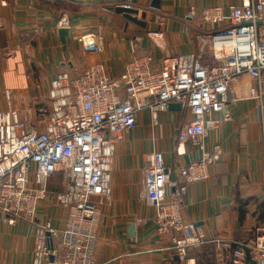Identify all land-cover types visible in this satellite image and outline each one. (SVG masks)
I'll list each match as a JSON object with an SVG mask.
<instances>
[{
    "label": "built area",
    "instance_id": "1",
    "mask_svg": "<svg viewBox=\"0 0 264 264\" xmlns=\"http://www.w3.org/2000/svg\"><path fill=\"white\" fill-rule=\"evenodd\" d=\"M188 18L208 27L196 36V55H164L156 62L152 53L135 51L116 78L103 63L78 75L60 72L50 83L47 104L26 111L9 105L0 111V215L10 224L18 219L34 223L51 194L50 180L61 179L54 197L66 211L65 227L58 230L50 222L38 227L32 264H100L95 246L103 207L111 200L116 144L123 132L136 129L144 110L156 123L157 113L167 112L171 103L193 115L178 132L177 153L184 155L188 145L197 155L174 178L162 152L148 153L143 197L156 211L157 233L169 252L188 260L192 250L207 242L201 229L185 220L182 197L188 186L210 180L212 167L221 161V144L207 141L219 120L208 116L227 110L231 96L236 101L235 78L249 76L252 86L243 97L256 103L264 120V0L200 10L192 6ZM165 19L156 14L159 29L149 33L160 50L165 48ZM57 26L71 30L69 15L64 13ZM97 39L90 33L79 41L85 51L99 52ZM205 50L210 53L207 64ZM237 247L234 264H264V225Z\"/></svg>",
    "mask_w": 264,
    "mask_h": 264
},
{
    "label": "crops",
    "instance_id": "2",
    "mask_svg": "<svg viewBox=\"0 0 264 264\" xmlns=\"http://www.w3.org/2000/svg\"><path fill=\"white\" fill-rule=\"evenodd\" d=\"M159 1L160 9L155 10L150 7L152 0H122L121 4H131L141 13L147 11L143 27L111 11L106 2L62 5L51 0H0V111L9 105L26 111L47 104L50 83L60 72L78 75L103 63L108 75L116 78L135 51L152 53L156 62L164 55H196V36L208 27L199 19L188 18L190 8L240 2ZM64 13L73 25L66 43L61 41L57 26ZM156 14L166 18L161 26L163 50L149 37L159 29ZM90 33L98 38L99 52L85 51L80 44V37ZM203 62H210L208 50ZM234 84L236 101L231 96L227 110L208 116L219 120L207 141L209 145L221 144V161L212 167L210 180L188 186L182 197L185 220L198 226L207 242L192 250L188 260L169 252L167 241L157 233L156 211L143 197L148 153L162 152L174 178L195 159L197 154L188 145L183 148L184 155L177 153L178 132L193 115L186 108L158 112L154 123L149 110H144L136 129L123 132L116 144L111 200L103 207L95 246L100 264H227L233 262L237 243L248 242L252 232L264 225V120L256 103L243 97L246 85L239 80ZM60 189L61 179L54 176L51 194L40 205L34 223L18 219L10 224L0 215V264H32L38 227L50 222L53 228L63 230L67 214L54 197ZM133 224L134 237L130 231Z\"/></svg>",
    "mask_w": 264,
    "mask_h": 264
},
{
    "label": "water",
    "instance_id": "3",
    "mask_svg": "<svg viewBox=\"0 0 264 264\" xmlns=\"http://www.w3.org/2000/svg\"><path fill=\"white\" fill-rule=\"evenodd\" d=\"M56 3L65 5V4H73V3H99V2H106L110 3V10L115 12L116 14L124 16L127 20H129L132 23H135L137 25L146 26V17H147V11L143 10L141 13V18H139L140 15V10L138 8H125L121 5L122 0H51ZM152 9L159 10L160 9V1L159 0H152V3L150 5ZM59 34L61 37V41L63 43H66V38L70 34V29L69 28H60L59 29ZM182 106L179 103H171L169 105V110L177 111L181 110ZM136 226L133 224L130 226V231L133 233L134 237V231H135ZM48 236V241H49V248L53 249V241L51 238L50 233H47Z\"/></svg>",
    "mask_w": 264,
    "mask_h": 264
},
{
    "label": "rangeland",
    "instance_id": "4",
    "mask_svg": "<svg viewBox=\"0 0 264 264\" xmlns=\"http://www.w3.org/2000/svg\"><path fill=\"white\" fill-rule=\"evenodd\" d=\"M71 11V10H69ZM239 81H241L242 83H244L246 85V89H248L250 86H252V81L250 80L249 76H244V77H241L240 79H238ZM234 89H235V84H234ZM255 231V230H254ZM253 231V232H254ZM253 232H252V235H253ZM252 237V236H251Z\"/></svg>",
    "mask_w": 264,
    "mask_h": 264
},
{
    "label": "trees",
    "instance_id": "5",
    "mask_svg": "<svg viewBox=\"0 0 264 264\" xmlns=\"http://www.w3.org/2000/svg\"><path fill=\"white\" fill-rule=\"evenodd\" d=\"M245 217V213L243 211H241V218L243 219ZM227 264H233L232 261H228ZM251 264H254V262H252Z\"/></svg>",
    "mask_w": 264,
    "mask_h": 264
},
{
    "label": "bare ground",
    "instance_id": "6",
    "mask_svg": "<svg viewBox=\"0 0 264 264\" xmlns=\"http://www.w3.org/2000/svg\"><path fill=\"white\" fill-rule=\"evenodd\" d=\"M244 76H247L246 74H244V75H242V76H240V77H238V78H235L234 80H233V83H235V81L236 80H238V79H240L241 77H244ZM240 88H242V85H241V87ZM235 90V89H234Z\"/></svg>",
    "mask_w": 264,
    "mask_h": 264
}]
</instances>
